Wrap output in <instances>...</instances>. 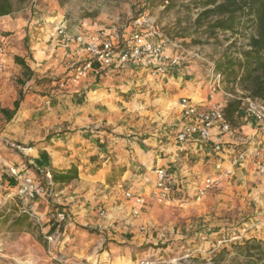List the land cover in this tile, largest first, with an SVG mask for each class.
Returning <instances> with one entry per match:
<instances>
[{
    "label": "crops",
    "instance_id": "crops-1",
    "mask_svg": "<svg viewBox=\"0 0 264 264\" xmlns=\"http://www.w3.org/2000/svg\"><path fill=\"white\" fill-rule=\"evenodd\" d=\"M60 23L54 33L43 28L36 31L34 27L35 32L30 31L32 39L28 48L13 46L9 53L0 54V109H11L16 98L7 102L8 92L12 91V78L20 72V66L14 61L15 55L25 59L30 54L27 64L34 71L35 78H31L29 84H34L39 78H52L64 73L66 61H71L74 66L87 57L82 45L66 44L61 39L56 30L58 27L71 34L93 33L100 28L109 30L113 27L110 23L69 30L64 26L65 22ZM124 30L126 37L130 31ZM9 37L0 35L4 44ZM23 38H27L26 33ZM164 38V34L158 36L159 41ZM12 40L15 41L14 36L9 41ZM164 45L165 49H170ZM197 62L188 60V64L171 67L160 76H151L143 66L134 63L120 68L95 65L75 83L66 81L65 88H70L67 95L56 94L55 99L47 100L43 105L39 94L27 91L10 120L0 113V174L5 175L4 183L9 189L16 186L17 179L6 174L9 167L36 175L37 172L42 175L45 170L53 174L65 172L71 166L77 168L76 179L68 184L54 181L50 202L41 199V204L45 200L46 205L37 207L39 215L41 213L47 222V232L57 229L53 219L55 212L67 216V221L59 228L60 239L49 244L52 248L50 260H58L60 264L77 263L71 260H77L79 264H134L141 257L150 255L145 253L150 250H145L146 245L163 244L166 239H162L164 234L158 232L161 228L153 219L154 208L149 205L148 193L155 181L154 170L158 167L166 168L183 188L200 181L197 172L201 170L200 165L207 163L204 165L209 167L208 176L216 178L217 187L234 182L239 187L236 196L239 194L241 200L248 199L254 215H264V173L258 172L250 162L233 159L238 149L243 147L242 142L260 140L259 122L242 115L239 127L221 138L224 149L219 155L214 154L211 144L197 138L184 143L176 140V133L183 124V97L208 107L235 96L223 87L221 91L210 94L205 84V69ZM72 73L73 69L68 72ZM127 94L130 96L125 99ZM60 102L66 103L61 110ZM139 107L142 109H137ZM59 110V119L57 116L54 118L58 125L48 121L46 133L41 137L44 141L32 146L28 153L20 152L28 156L30 168H25L23 156L2 144L3 134L7 131L6 121H12L16 126L32 125L38 122L41 113L43 118L52 120L50 114ZM26 116L31 121L26 122ZM134 117H138L143 127L138 128L131 123ZM217 139L220 138L214 137L213 140ZM2 151L6 152H3L4 157ZM6 156L11 157L10 163ZM219 161L221 169L218 172L215 165ZM227 169L230 170L228 174L225 172ZM122 185L130 186L128 190L134 195H142L145 203L138 204L134 198L125 197ZM171 201H176L174 196L166 203ZM255 219L251 225L258 229L264 226V218ZM255 231L252 236L264 240V232ZM53 250L59 254H54Z\"/></svg>",
    "mask_w": 264,
    "mask_h": 264
},
{
    "label": "rangeland",
    "instance_id": "rangeland-1",
    "mask_svg": "<svg viewBox=\"0 0 264 264\" xmlns=\"http://www.w3.org/2000/svg\"><path fill=\"white\" fill-rule=\"evenodd\" d=\"M197 2L198 0H37L34 5L31 0H25L22 3H15L14 10L10 15L0 16V35L10 36L9 40L11 37H15V41L8 40L7 44H3L4 52L9 53L10 47L28 48L31 45L30 31L35 32L34 27H36V31L43 28L51 29L54 33L56 25L62 24L60 22H65L64 26L69 30L77 27L82 28L84 25L101 26L112 23L119 30L127 28L131 32L144 28L143 26H132L133 20L143 18L158 27L159 35H165L166 39H162V42L170 49H173L169 44L170 41H179L185 50V59L180 64L181 66L188 64V60L194 59L198 61V66L203 67L207 72L211 63L215 64L222 58L225 47L231 40L236 39L240 43L247 39L243 34L231 37L229 32H218L212 36L205 35L203 28L193 25L198 11ZM16 28L21 31L18 32ZM24 33L27 38H23ZM194 53H198L200 58L194 56ZM27 58H30V54L25 56L26 63L29 60ZM63 61L65 62V58ZM64 65L65 72L57 76L39 78L34 84H29L30 80H28L23 86L24 92L33 91L32 93L39 94L43 99V105L47 100L55 99L53 97L56 94L67 95L69 93L67 89L70 88H65L66 81L72 75L68 72L76 64L73 66L71 61H66ZM120 67L122 66L118 68ZM21 75L22 68L20 67L19 74L12 78V91L8 92L7 102H10L13 97H17L19 85L16 78ZM32 78H35L34 71ZM206 81L205 77V84ZM61 82H65L64 87L60 86ZM46 84L47 86H45ZM222 85L225 91L233 95H243L241 88L226 78ZM129 96L127 94L124 98L128 99ZM51 102L53 104V101ZM54 102L57 103L56 100ZM62 105L66 106V103L60 102V110ZM60 110L50 114L52 120L43 118L41 113L37 118L38 122L32 125L26 123L23 126H16L14 122L6 121L7 131L3 134L5 137L2 139V144L19 154L23 151L28 153V149L44 141L41 140V137H44L46 133L48 121L54 126L58 125L57 122H54V118L57 116L59 119ZM136 111L131 110L130 112ZM25 119L26 122L31 121L29 116H26ZM1 120L4 118L2 117ZM138 120V117H134L131 123L138 128L143 127V124ZM36 137H39V140ZM16 146L22 149L19 150ZM3 152L1 154L4 157L3 154L6 152ZM21 155L22 159H25V168L29 169L28 156ZM6 157L10 163L11 157ZM204 164L200 165L201 170L197 172V176L201 178L200 181L183 188L181 183H176L178 191L173 194L176 201L166 203L172 197L166 201H159L150 193L152 187L148 190L150 193L149 205L154 208L153 219L156 220V225L161 228L158 232L164 234L162 239L166 240L163 241V244L146 245L145 250L148 248L150 250L145 253H149L150 256L158 260L159 264H176L177 262L184 264H208V262H214V264H264V240L252 236L255 230L264 232V226L261 225L258 229L255 228V225H251L256 222L255 218H264V215H254L250 210L252 206L248 199L241 200L239 194L236 196L239 187H236L234 182H227V186L223 184L217 187L216 181L203 195L197 196V188L203 184L204 179L213 178L208 176L210 170ZM37 175L41 176L39 173ZM8 182L11 184V180ZM129 188L128 185L121 187L122 192ZM177 193L180 195L178 196ZM145 201L144 199V203ZM17 204V199L11 200L6 205L10 208L9 211L5 208L0 209V264H51L52 262L60 264L58 260L49 259L52 248L43 237V231L48 230L47 222H43L45 220L41 213V221L38 224L26 214L19 213ZM45 205L44 200L42 204L41 202L38 204V208L45 207ZM99 205L103 206V204ZM20 217L25 218V221L23 220L22 224H17L16 220ZM256 225L258 224L256 223ZM96 231L99 233L98 230ZM256 231L255 233H258ZM246 241H248L247 245ZM53 253L59 254L55 250ZM177 259L179 261H176ZM71 261L77 263L65 262V264H79L77 260Z\"/></svg>",
    "mask_w": 264,
    "mask_h": 264
},
{
    "label": "built area",
    "instance_id": "built-area-1",
    "mask_svg": "<svg viewBox=\"0 0 264 264\" xmlns=\"http://www.w3.org/2000/svg\"><path fill=\"white\" fill-rule=\"evenodd\" d=\"M37 0H31L36 4ZM133 27H144L142 30H133L124 36V29L119 30L114 26L112 29L100 28L93 33H75L71 34L63 27H58L57 33L66 44L82 45L87 57L73 67V73L68 81L75 83L89 71L93 70L95 65L101 67L123 66L129 63L141 65L151 76L165 75L171 67L179 66L185 59L184 48L179 41H170V46L174 49H165L164 42L157 40L159 35L158 27L143 18H137L132 22ZM3 42L0 39V54L4 52ZM194 56L200 58L198 53ZM206 87L210 94H215L222 90L224 76L215 69V64L211 63L206 72ZM60 86L64 87L65 82ZM242 97L243 105L241 116L249 117L260 123L262 136L258 141H244L233 157L234 160L250 162L258 172L264 173V101L252 98L244 92ZM242 95V96H243ZM226 102H215L208 107L191 102L187 97L181 99L182 109L181 118L183 124L176 133V140L184 143L195 138L200 141L211 144L214 154L219 155L223 152L224 143L221 138L231 134L236 129L232 128L225 119L224 106ZM214 137L220 138L214 141ZM245 144V145H244ZM239 145V146H241ZM19 150L22 149L16 146ZM218 172L221 169L220 161L215 165ZM226 174L230 172L225 170ZM155 181L152 186L151 194L159 201H166L173 197L178 191L176 181L171 173L163 167L154 170ZM8 175L17 177L16 186L9 189L4 183V174H0V209L5 208L11 200H18L17 209L19 213H24L36 223L40 224V215L37 211L41 199H50L54 193L55 182L50 170H45L41 176L18 171L16 167H9ZM221 174L219 173V176ZM44 181H43V180ZM216 178H205L201 186L197 188V196L216 183ZM125 197L134 198L138 204L144 202V197L140 194L134 195L131 190L124 192ZM43 218V217H42ZM53 219L56 224V230L52 232L43 231V237L48 244H55L61 237L60 226L67 221V216L62 212H55ZM45 222V221H43ZM176 261H179L177 259ZM134 264H159L152 256H143ZM176 264H184L177 262ZM194 264V263H191ZM214 264V262H208Z\"/></svg>",
    "mask_w": 264,
    "mask_h": 264
},
{
    "label": "trees",
    "instance_id": "trees-1",
    "mask_svg": "<svg viewBox=\"0 0 264 264\" xmlns=\"http://www.w3.org/2000/svg\"><path fill=\"white\" fill-rule=\"evenodd\" d=\"M24 1L0 0V16L11 14L15 3ZM196 8L198 11L193 25L203 28L205 35L229 32L231 37L239 34L246 37L247 41L244 42L238 43L236 39L230 41L222 58L215 63V69L224 76L223 82L226 78L239 86L246 95L264 101V0H198ZM14 61L22 68V75L16 78L19 87L12 108L0 109L8 120L18 110L24 95L23 86L33 76L32 69L23 57L15 55ZM244 96L235 95L224 106L225 119L234 129L239 127ZM77 176L75 166L65 172L52 174L53 180L60 184H68ZM23 220L25 218L20 217L16 223L22 224Z\"/></svg>",
    "mask_w": 264,
    "mask_h": 264
}]
</instances>
